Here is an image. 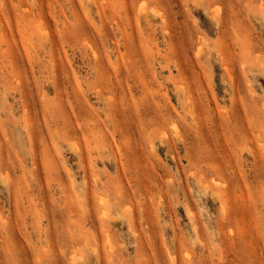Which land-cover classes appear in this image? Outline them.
<instances>
[{
    "label": "rangeland",
    "instance_id": "374dc122",
    "mask_svg": "<svg viewBox=\"0 0 264 264\" xmlns=\"http://www.w3.org/2000/svg\"><path fill=\"white\" fill-rule=\"evenodd\" d=\"M0 5V264H264V0Z\"/></svg>",
    "mask_w": 264,
    "mask_h": 264
},
{
    "label": "bare ground",
    "instance_id": "6f19581e",
    "mask_svg": "<svg viewBox=\"0 0 264 264\" xmlns=\"http://www.w3.org/2000/svg\"><path fill=\"white\" fill-rule=\"evenodd\" d=\"M1 4H2V2H1ZM7 4H8V3H7ZM0 7H1V5H0ZM2 8H3V7H2ZM23 9H24V8H23ZM23 12H24V11H23ZM97 12H98V11H97ZM7 14H9V13H7ZM11 14H12V11H11ZM17 14H18V13H17ZM97 14H98V13H97ZM19 15H21V14H19ZM75 15H77V14H75ZM25 16H26V15H25ZM77 16H78V15H77ZM9 17H10V16H9ZM11 17H12V16H11ZM0 18H1V17H0ZM77 18H78V17H77ZM2 19H3V18H2ZM44 19H46V18H44ZM3 21H4V20H3ZM28 22H29V21H28ZM1 23H2V22H1ZM19 23H20V22H19ZM26 23H27V22H26ZM26 23H25V25H26ZM46 23H47V22H46ZM4 24H5V22H4ZM27 24H28V23H27ZM29 24H30V22H29ZM39 24H40V23H39ZM23 25H24V24H23ZM23 25H22V26H23ZM0 27H1V26H0ZM13 27H14V26H13ZM65 27H66V26H65ZM2 28H3V27H2ZM2 28H1V29H2ZM6 28H7V27H6ZM7 30H8V29H7ZM68 30H69V28H68ZM69 31H70V30H69ZM33 32H34V31H33ZM30 33H31V32H30ZM42 34H43V33H42ZM45 34H46V33H45ZM1 35H2V34H1ZM16 35H17V34H16ZM65 35H66V34H65ZM17 37H18V36H17ZM71 39H72V38H71ZM7 42H8V41H7ZM41 43H42V42H41ZM9 44H10V43H9ZM41 45H42V44H41ZM41 48H42V47H41ZM2 52H3V50H2ZM10 52H11V51H10ZM93 52H94V51H93ZM198 52H199V51H198ZM139 108H140V107H139ZM141 108H142V107H141ZM141 108H140V109H141ZM137 109H138V108H137ZM113 111H114V110H113ZM113 111H112V112H113ZM136 111H139V110H136ZM74 112H75V111H74ZM110 113H111V112H110ZM139 113H142V111H141V112L139 111ZM139 113H137V114H139ZM113 114H114V113H113ZM137 114H136V115H137ZM143 114H144V113H143ZM139 115H140V114H139ZM137 118H139V116H138ZM141 119H142V118H141ZM90 120H91V119H90ZM66 121H68V120H66ZM90 122H91V121H90ZM111 124H112V123H111ZM84 125H85V124H84ZM92 125H93V124H92ZM140 125H141V122H140ZM142 126H143V125H142ZM115 129H116V128H115ZM77 133H78V132H77ZM114 136H115V135H114ZM123 137H124V136H123ZM73 140H74V139H73ZM76 141H77V140H76ZM84 156H85V155H84ZM85 158H86V157H85ZM86 166H87V165H86ZM86 168H87V167H86ZM90 194H91V192H90ZM84 199H85V198H84ZM100 201H101V203L103 202V200H101V199L99 200V202H100ZM103 204H104V203H102V205H103ZM100 205H101V204H100ZM91 207H92V205H91ZM104 208H105V207H104ZM69 210H71V209H69ZM101 210H102V209H101ZM101 210H100V213H101ZM105 210H108V209H105ZM91 211H92V210H91ZM106 212H107V211H105V213L102 212L104 215L101 214L100 218H101L102 216H106V215H108V214H106ZM92 213H93V212H92ZM92 213H91V214H92ZM92 216H94V215H92ZM108 216H109V215H108ZM106 217H107V216H106ZM106 217H105V218H106ZM94 218H95V217H94ZM103 218H104V217H103ZM106 219H109V218L107 217ZM100 220H101V219H100ZM96 221H97V220H96ZM77 222H78V221H77ZM94 222H95V221H94ZM78 224H80V223H78ZM95 224H96V223H95ZM5 226H6V224H5ZM82 226H83V225H82ZM97 226H98V225H97ZM79 227H80V226H79ZM110 227H111V226H110ZM98 230H99V229H98ZM98 232H99V231H98ZM105 233L107 234L108 232H105ZM98 234H100V233H98ZM135 234H136V233H135ZM6 235H7V234H6ZM107 235H108V234H107ZM135 236H136V235H135ZM108 238H109V236H108ZM99 239H100V238H99ZM105 239H106V238H105ZM108 242H110V241H107V244H108ZM177 242H178V241H177ZM104 243H105V242H104ZM105 244H106V243H105ZM107 244H106V245H107ZM176 244H177V243H176ZM85 245H86V243H85ZM100 245H101V243H100ZM108 246H109V245H108ZM177 246H179V245L177 244ZM93 247H94V246H92L91 248H93ZM161 247H162V246H161ZM109 248L111 249V248H113V247H111V245H110ZM110 249H108V250H110ZM176 249H177V247H176ZM178 249H179V248H178ZM166 250H167V249H166ZM95 251H96V249H95ZM112 251H114V250L111 249V252H112ZM176 251H177V250H176ZM95 255L97 256V254H95ZM121 255H122V254H121ZM71 256H72V255H71ZM76 256H77V255H76ZM96 256H95V257H96ZM101 256H102V254H101ZM97 257H98V256H97ZM74 258H76V257H74ZM101 258H102V257H100V259H101ZM104 258H105V257H104ZM111 258H112V257H111ZM178 258H179V256H178ZM120 259H121V258H120ZM179 259H180V258H179ZM179 259H178V260H179ZM111 260H112V259H111ZM117 260H118V258H117ZM71 261H72V260H71ZM96 261H97V258H96ZM119 261H120V260H119ZM119 261H118V262H119ZM120 262H121V261H120ZM182 263H183V262H182ZM187 263H188V262H187ZM187 263H186V264H187Z\"/></svg>",
    "mask_w": 264,
    "mask_h": 264
}]
</instances>
